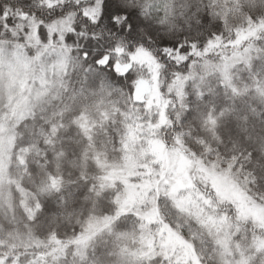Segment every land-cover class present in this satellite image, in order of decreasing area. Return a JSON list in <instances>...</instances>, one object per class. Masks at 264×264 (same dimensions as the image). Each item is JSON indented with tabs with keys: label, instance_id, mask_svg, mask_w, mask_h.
I'll use <instances>...</instances> for the list:
<instances>
[{
	"label": "snow or ice",
	"instance_id": "obj_1",
	"mask_svg": "<svg viewBox=\"0 0 264 264\" xmlns=\"http://www.w3.org/2000/svg\"><path fill=\"white\" fill-rule=\"evenodd\" d=\"M0 264H264V0H0Z\"/></svg>",
	"mask_w": 264,
	"mask_h": 264
}]
</instances>
